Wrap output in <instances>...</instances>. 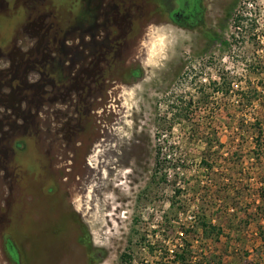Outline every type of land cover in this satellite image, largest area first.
I'll return each instance as SVG.
<instances>
[{"label": "rangeland", "instance_id": "obj_1", "mask_svg": "<svg viewBox=\"0 0 264 264\" xmlns=\"http://www.w3.org/2000/svg\"><path fill=\"white\" fill-rule=\"evenodd\" d=\"M106 1L114 21L100 23L94 50L67 41L83 56L74 77L5 72L51 82L44 110L62 109L18 134L24 153H49L51 182L42 206L31 193L0 210V264H16L8 239L18 264H55L62 253L57 264H117L127 250L133 264H168L184 242L191 264H264V0H194L182 24L172 18L180 0ZM11 105L0 106V138L34 114L26 101ZM4 149L16 188L28 165L16 168L17 152ZM17 211H28L21 223ZM202 222L220 235L205 238Z\"/></svg>", "mask_w": 264, "mask_h": 264}, {"label": "flooded vegetation", "instance_id": "obj_2", "mask_svg": "<svg viewBox=\"0 0 264 264\" xmlns=\"http://www.w3.org/2000/svg\"><path fill=\"white\" fill-rule=\"evenodd\" d=\"M193 1H179L180 8L172 16L177 24H182L190 14L191 9L189 8ZM112 3L106 0H0V106L4 104L13 111L15 108L11 105L12 103L26 101L25 107L28 105L31 106L29 108L34 110V114L29 117L30 121L25 123L24 126L16 124L18 126L16 135L14 134L11 138L15 131L10 130L5 137L0 138V194L3 191L0 196L1 211L4 209L5 212L9 213L17 204L21 203L22 197L25 199L31 193H36L37 199L41 201H37V205L42 206V201L48 198L43 193V189L47 182H51L47 171V168H50L49 153L44 151L41 155H38V158L32 154L29 155L27 152L24 153L26 143L23 138H18V134L24 133L30 136L33 127L40 124L39 120L37 121V117H41L38 115L39 113L45 116L44 123L48 126L59 116L58 114L62 109L56 108L55 115L48 110H44V107L50 108V94L48 92L52 90H46L45 87L54 86L51 82H25L23 76L24 81L15 82L16 80L21 81V77H18L19 72L14 73V76L5 72L21 71L24 76L28 77L33 76L31 72L36 70L42 80L51 78L55 81L58 80V82H65L70 77H74L81 67L83 56L78 53L80 52L78 48H76L77 52L70 53L66 47L67 41L77 38L80 49L87 48L88 53L89 50H94L92 49L93 46L97 45L95 34H99L100 23L108 24L110 13L114 21V6ZM84 35L91 37L92 40L87 42L91 45V48L84 45ZM104 37L103 39H107L109 36L105 34ZM6 76L11 78L5 79ZM24 112L27 115V112ZM11 115H14L13 112ZM61 124L66 125L68 122H61ZM38 130H41V127ZM98 147L100 145L96 146V148ZM4 148L17 152L20 166L16 168L28 165L24 174H20L18 171L13 175V179H16L13 182H18V184H15L16 188L5 181L9 169L4 165V158L7 157ZM37 168L45 170L44 180L38 178ZM36 182H38L39 192L33 189ZM56 194L53 193L52 199L56 197L58 200L60 198L59 194L57 196ZM11 203H13V206L10 208ZM60 203L61 198L56 205L60 206ZM45 206L47 210L51 207L47 202L44 204ZM27 212L17 211L14 218L21 223ZM58 216L62 218L61 211H58ZM16 233L17 236L21 237L20 232ZM51 247L49 246V248ZM59 251L60 253L65 252V250ZM62 257L68 258V255L62 253L60 258ZM60 258H58V255L54 256L55 264ZM76 259L77 257H75Z\"/></svg>", "mask_w": 264, "mask_h": 264}, {"label": "trees", "instance_id": "obj_3", "mask_svg": "<svg viewBox=\"0 0 264 264\" xmlns=\"http://www.w3.org/2000/svg\"><path fill=\"white\" fill-rule=\"evenodd\" d=\"M243 14L241 13L239 18H237L238 24L240 23V21L245 22L246 18H244V17L242 18ZM251 102H253L252 99L247 98V100H246L247 105L251 104ZM159 155H160L159 152H157L155 166L159 165ZM199 228H200L201 232L205 235L204 236L205 238L211 237V236H219L221 233L220 228L212 225L211 223L202 222V224H201V226H199ZM8 243L9 244L11 243V241L9 239L6 240V249L8 247L7 246ZM177 249H178L177 251L175 250L172 252L173 254H172V257L170 258L171 260L168 262V264H191V260H190L191 254H192L191 244L189 242H184V243L178 244ZM128 251H130V250L124 251L119 255L117 264H133L132 253L128 252ZM13 262H15V261L13 260ZM16 264H18V263H16Z\"/></svg>", "mask_w": 264, "mask_h": 264}, {"label": "water", "instance_id": "obj_4", "mask_svg": "<svg viewBox=\"0 0 264 264\" xmlns=\"http://www.w3.org/2000/svg\"><path fill=\"white\" fill-rule=\"evenodd\" d=\"M9 244V243H8ZM7 244V252L10 255V257L17 263V254L15 252V249L13 248L12 244Z\"/></svg>", "mask_w": 264, "mask_h": 264}]
</instances>
